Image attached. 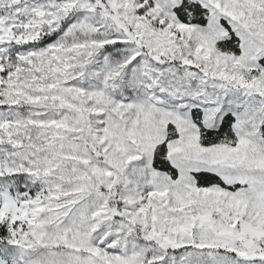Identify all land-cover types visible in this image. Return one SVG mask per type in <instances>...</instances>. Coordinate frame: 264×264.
Here are the masks:
<instances>
[{
    "label": "snow or ice",
    "instance_id": "snow-or-ice-1",
    "mask_svg": "<svg viewBox=\"0 0 264 264\" xmlns=\"http://www.w3.org/2000/svg\"><path fill=\"white\" fill-rule=\"evenodd\" d=\"M0 264H264V0H0Z\"/></svg>",
    "mask_w": 264,
    "mask_h": 264
}]
</instances>
